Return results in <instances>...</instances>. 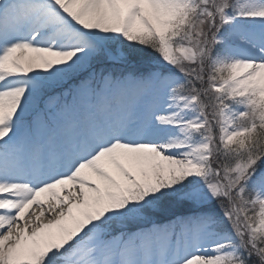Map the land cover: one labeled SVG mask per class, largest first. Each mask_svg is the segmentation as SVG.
Masks as SVG:
<instances>
[{
    "label": "snow or ice",
    "instance_id": "obj_1",
    "mask_svg": "<svg viewBox=\"0 0 264 264\" xmlns=\"http://www.w3.org/2000/svg\"><path fill=\"white\" fill-rule=\"evenodd\" d=\"M0 264H264V0H0Z\"/></svg>",
    "mask_w": 264,
    "mask_h": 264
}]
</instances>
